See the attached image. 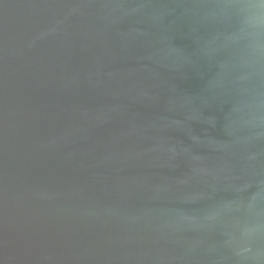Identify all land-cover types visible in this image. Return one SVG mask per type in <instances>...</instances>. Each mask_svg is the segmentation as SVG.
Wrapping results in <instances>:
<instances>
[{
  "label": "water",
  "instance_id": "obj_1",
  "mask_svg": "<svg viewBox=\"0 0 264 264\" xmlns=\"http://www.w3.org/2000/svg\"><path fill=\"white\" fill-rule=\"evenodd\" d=\"M0 264H264V0H0Z\"/></svg>",
  "mask_w": 264,
  "mask_h": 264
}]
</instances>
